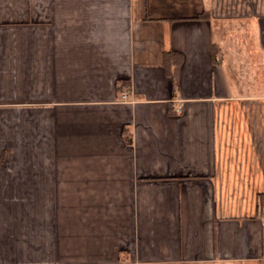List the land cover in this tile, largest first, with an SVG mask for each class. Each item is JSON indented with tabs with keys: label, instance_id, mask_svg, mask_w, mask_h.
<instances>
[{
	"label": "crops",
	"instance_id": "obj_1",
	"mask_svg": "<svg viewBox=\"0 0 264 264\" xmlns=\"http://www.w3.org/2000/svg\"><path fill=\"white\" fill-rule=\"evenodd\" d=\"M263 204L264 0H0V264H264Z\"/></svg>",
	"mask_w": 264,
	"mask_h": 264
},
{
	"label": "trees",
	"instance_id": "obj_2",
	"mask_svg": "<svg viewBox=\"0 0 264 264\" xmlns=\"http://www.w3.org/2000/svg\"><path fill=\"white\" fill-rule=\"evenodd\" d=\"M163 63L164 67L167 71V73L174 77V70L176 67L180 64V57L178 54L175 53H165L163 57ZM130 85L128 82H122V85L119 89H122L124 86ZM124 139L127 142V144L131 145L133 141V136L131 130L127 127L124 130ZM263 202V200H260V204ZM261 206V205H260Z\"/></svg>",
	"mask_w": 264,
	"mask_h": 264
},
{
	"label": "clouds",
	"instance_id": "obj_3",
	"mask_svg": "<svg viewBox=\"0 0 264 264\" xmlns=\"http://www.w3.org/2000/svg\"><path fill=\"white\" fill-rule=\"evenodd\" d=\"M103 24V22H101ZM103 39L102 34L98 36L96 42H100V40ZM110 43V48H109V58L110 59H120L122 58L125 53L122 51L120 43H119V37L114 35L112 40L109 42Z\"/></svg>",
	"mask_w": 264,
	"mask_h": 264
},
{
	"label": "built area",
	"instance_id": "obj_4",
	"mask_svg": "<svg viewBox=\"0 0 264 264\" xmlns=\"http://www.w3.org/2000/svg\"><path fill=\"white\" fill-rule=\"evenodd\" d=\"M123 98H127V92H125L123 95H122ZM177 111L179 112L180 111V108L177 109ZM261 210L264 212V204L261 205Z\"/></svg>",
	"mask_w": 264,
	"mask_h": 264
}]
</instances>
